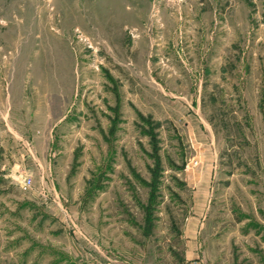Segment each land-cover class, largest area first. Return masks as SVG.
<instances>
[{"label":"rangeland","instance_id":"1","mask_svg":"<svg viewBox=\"0 0 264 264\" xmlns=\"http://www.w3.org/2000/svg\"><path fill=\"white\" fill-rule=\"evenodd\" d=\"M0 264H264V0H0Z\"/></svg>","mask_w":264,"mask_h":264},{"label":"trees","instance_id":"2","mask_svg":"<svg viewBox=\"0 0 264 264\" xmlns=\"http://www.w3.org/2000/svg\"><path fill=\"white\" fill-rule=\"evenodd\" d=\"M150 129H153V127L151 128V127H148V130H150ZM144 132V131H143ZM153 147V146H152ZM153 150H157L156 148L155 149H153ZM153 161L155 160V163H154V167L152 168V170L150 169V171H151V175L153 176V174H154V171L155 172H157L158 170H159V168H162L160 165H161V163H160V160L157 158V156H155V155H153ZM131 171H132V169H131ZM154 183V181L153 180H151L150 181V186L152 185ZM149 186V185H148ZM147 220H149V216L147 215Z\"/></svg>","mask_w":264,"mask_h":264},{"label":"built area","instance_id":"3","mask_svg":"<svg viewBox=\"0 0 264 264\" xmlns=\"http://www.w3.org/2000/svg\"><path fill=\"white\" fill-rule=\"evenodd\" d=\"M26 182H27V184H28V183H29V180H27Z\"/></svg>","mask_w":264,"mask_h":264}]
</instances>
